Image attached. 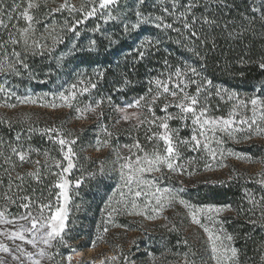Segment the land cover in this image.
Returning <instances> with one entry per match:
<instances>
[{
    "label": "trees",
    "instance_id": "1",
    "mask_svg": "<svg viewBox=\"0 0 264 264\" xmlns=\"http://www.w3.org/2000/svg\"><path fill=\"white\" fill-rule=\"evenodd\" d=\"M24 2L25 0H0V6L5 10L3 19L9 29L12 24L26 26L22 17L16 19L19 12L12 11L14 3L20 4L19 11H22L25 8ZM187 3L189 0H178L177 15L184 11L183 5ZM198 3L199 6L193 10L197 17L206 15L217 21L215 25L203 26L202 30L197 23L196 27L201 30V38L206 43L194 38L185 39L180 32L172 29L156 27L159 23L155 20L157 16L162 17L165 23H173L174 18L162 10L164 7L171 9L172 0H145L143 4H138V0H118L105 9L115 10L116 19L111 22L105 21L101 14L91 19H82L80 15L71 14L66 9L54 11L49 5L33 8L30 13L39 21L34 25V38L44 47L37 49V54L24 57L28 67H20V75L0 73V85L7 93H15L10 95L0 92V106L9 108V104H28L21 103L17 97L24 99L29 92H32V96L37 92L58 98L60 93L68 95L74 90L79 97L82 94L86 96L84 100L87 102L90 100L93 104L102 105L106 109L105 118L108 122L115 113V104L137 101L140 97H146L141 103H151L152 94L157 90L156 81H168L169 74L174 73L177 68L186 72L187 80L195 79L198 84L211 81L207 92L200 94L197 106H206L209 116L227 115L234 100H228V93H236L239 99H264V68L260 67V63L264 62V0H209L208 3L198 0ZM137 11L148 18V22H139ZM8 13L13 15L11 22L8 21ZM83 20L81 24L79 21ZM133 24L138 26L133 29ZM69 27L73 30L70 31ZM173 27L182 29V22L177 20ZM6 39L7 30L0 28V41ZM146 41H151L152 46L143 47ZM7 50L11 52L12 47L9 45ZM20 50L17 48V51ZM140 52L146 54L141 57ZM0 59H3L2 55ZM192 68L196 69L198 75L192 74ZM175 83L176 78L173 76L169 88H173ZM72 85H76L78 89H73ZM196 87V84H189L184 90L196 95ZM218 89L219 95L216 94ZM170 97L163 95L152 104L153 112L146 110L143 123L129 128L108 129L110 137L107 141L114 153L107 152L98 156L87 153L90 137H93L92 128H87V131L91 130L88 136L84 133L75 136L66 123L56 117L35 118L0 113V141H3L4 153L12 155L9 144L22 145L24 150L31 149V163L19 166L18 158L13 155V160L18 165L10 173L14 185L20 183L15 180L17 173L25 175L24 190L18 191L14 186L13 192L19 196H30L39 203L50 204L51 211L58 201L59 189L56 185L60 182L62 169L67 165L64 153L69 146L64 145L62 150L58 141L60 138L76 140L75 144L70 145L75 155L72 157L74 167L69 176L72 187L66 231L61 236L63 242L61 237L54 241L51 251L54 255L46 264H56L72 248L85 250L104 246L108 250L118 251L115 264H131L128 263L130 255L135 261L133 264H148V252L151 257H157L161 261L154 264H176L187 253V242L179 227L171 223L169 217L167 226L158 224L151 231L145 228L146 219L152 221L162 215L161 212L152 215L145 209L146 202L150 205L154 201L151 197L148 201L144 197L137 200L143 215H129L117 203L120 191L127 192L122 187L120 177V164L125 160L120 157L126 158L128 155H122L121 148L125 147L130 152L134 150L139 155L143 152L135 147L137 143L149 152L155 145L159 149L164 146L163 141L154 136V133H162L158 127L161 118L169 113L174 117L180 114V110L171 107L172 105L167 112L161 111ZM187 115L188 119L173 118L167 121L169 129L174 130L177 141L192 137L190 113ZM5 121L9 123H4ZM50 128L58 129L62 135L44 131ZM17 135L20 136L19 141L16 140ZM148 137L153 139L150 141ZM179 151L182 159L178 163H185L195 173L203 171L199 155L188 153V149L182 144L179 145ZM37 160L40 161L39 180L26 175L36 171ZM57 162L61 167H56ZM5 168L10 169L11 166L5 164L4 158L0 156V208L5 209L7 205L9 212L23 215L26 210L19 206L21 200L8 203L2 198L7 191L9 176ZM144 177L151 179L160 188L176 190L178 197L190 205L230 208L232 213L223 216L221 221L226 233L233 237V246L238 250V264H264V222L260 219V209H253V205L249 203L250 198L260 201L264 195V186L257 183L261 175L252 177L242 174L214 182L182 183L181 177L163 169L157 175L145 173ZM145 190L147 191L146 188ZM250 209L253 211H249ZM33 211H38V205H33ZM44 212L50 211L46 208ZM153 216L155 218H148ZM251 220L257 223L253 224ZM115 229L136 234L130 247H127L125 240L114 235Z\"/></svg>",
    "mask_w": 264,
    "mask_h": 264
},
{
    "label": "snow or ice",
    "instance_id": "2",
    "mask_svg": "<svg viewBox=\"0 0 264 264\" xmlns=\"http://www.w3.org/2000/svg\"><path fill=\"white\" fill-rule=\"evenodd\" d=\"M145 0H138V4H143ZM209 0H205V3H208ZM117 3V0H99V8L104 9L109 5H114ZM39 5L34 4L32 0H28L27 7L20 10V4H13L12 11L19 12V15L16 17L23 18L26 22L25 27H19L18 24H12L11 29H9L8 24L5 23L3 16L5 14V10L2 6H0V28H4L7 30V39L0 41V55H2L3 59H0V73L11 72L16 75H20V67L27 68L28 65L24 62V57L32 54L35 55L37 49H41L44 45L36 40L35 33L36 29L34 25L39 23L36 17L30 13V9L36 8ZM199 6L198 0H189V3L183 5L184 11H180L179 15H177L178 11V0H172V8L169 9L164 7L162 10L168 15L172 16L173 23H165L162 17H155L156 21L159 23L156 24V27H162L163 29H172L173 31L180 32L181 35L184 36L185 39H195L200 41L201 43H206L207 41L201 38V30L203 26H212L217 23L215 19H210L208 16H200L197 17L194 13V9ZM67 8L69 11L77 10L82 13L84 19L95 15L96 6L95 0H93V6L91 10H86L85 6H82L80 9H75L73 5H69L67 0L63 4L60 5L59 9H55L54 11H60ZM136 16L139 22H148V18L143 17L142 13L137 11ZM13 19V15L8 13V21L11 22ZM182 22V29H176L173 27V24L177 21ZM82 22V21H79ZM199 23L201 25V30H198L196 25ZM138 25L133 24L132 28H136ZM47 30V27H46ZM69 30H73L69 27ZM127 30V26H126ZM178 43L180 41H177ZM12 47V51L8 52V46ZM143 47H151L152 42L146 41ZM17 48L21 49L17 51ZM190 51L192 49H189ZM146 53L140 52V56L143 57ZM167 63V61H165ZM19 66V67H18ZM260 67L264 68V62L260 63ZM193 75H198L195 68L190 69ZM173 76L176 78V83L173 85V88H169V82L172 81ZM186 72L177 68L174 73L169 74L168 81H156L157 90L151 97V103H146L145 107L149 112H153L152 104H154L157 100L161 98L163 95H170L173 100L170 102H166L161 109V111L167 112V109L170 105H174L176 108L180 110V114H177V117H174L172 114H167L165 117L161 118V122L158 125L159 128L164 129L165 131L162 133H154V136L158 137L160 141H163L164 151L161 152L158 145H155L151 152L145 150L143 146L139 143L135 145L137 149L143 152V156L136 155L135 160L130 157H120V159L125 160L126 162L120 164V177L123 182L122 187L127 189V192L120 191V199L117 201L118 204L124 207V210L128 212L129 215H143L144 212L139 208L137 200L138 198L144 197L145 201H148V198L155 200V205L151 206L152 211L154 213H158L162 211L166 204H170L173 201L179 200V203L184 205L187 209H189L193 223L200 224L201 221L197 218L199 213H219L222 211L220 208H212L208 209L203 208H195L193 206L185 202L183 199H180L178 195L170 190L169 188H160L156 187L151 180L145 179V173L152 172H161L162 168L166 166L169 171L178 172L185 170L184 165L178 164L177 161L180 158L179 145L180 144H188L189 141L184 139L176 140L174 130L169 129V125L167 123L168 120L173 118H179L181 120L188 119L187 114H191L192 124L197 126L199 129V137L194 134L191 137V140L195 143L191 145V150L195 151L201 147V139L205 141L203 143V148L208 150L212 154V158L215 159V150L209 148V133L213 136L217 132L226 133L230 138L238 141L237 133H248L244 136V139H251V134L256 135H264V99H260L257 97H252L248 100L239 99L236 96V93H228V99H235V103L233 104L232 110L229 113L228 118L223 117H209L208 109L206 106H199V96L203 92H207V86L211 85V81H204L201 84H198L195 79L187 80ZM189 84H196V95H191L184 90ZM183 85L184 87H181ZM73 88L76 85H72ZM95 87V85H93ZM162 89V91H161ZM87 91V89H85ZM151 93V89L149 90ZM0 92H5L6 94L15 95V93H7L6 89L0 85ZM211 93H209L210 95ZM217 95H219V89L217 90ZM75 97L74 92H70L68 95L65 93H60V99L65 101V105L71 107V100ZM17 99L21 103H35L36 101L32 98H24L21 99L17 97ZM146 100V97H140L135 103L130 104L128 107H140L141 101ZM251 105V117L244 118L241 117L239 120H234L233 117L238 116L239 109H248V106ZM52 107H57L58 105L52 104ZM99 106V105H97ZM8 107H15V105L9 104ZM94 110V109H91ZM80 109H77L79 112ZM123 111V110H122ZM182 114V115H181ZM132 116H137L136 113H132ZM124 120L130 119L129 115H125L123 117ZM154 123V121H152ZM4 123H9L5 121ZM143 123V121H141ZM46 133H56L57 136H61V132L56 128H50L44 130ZM195 132V129H194ZM52 138L51 136L49 137ZM151 141L153 137H148ZM16 140H20V136L17 135ZM59 144L62 146L69 145L67 148V152L64 153V159L67 160V167H64L63 172H69L73 167L74 163L72 157L75 155L73 149L70 145L75 144L76 140H67L65 138L59 139ZM216 143H221L220 140H216ZM8 147L12 155H6L3 149V141H0V156L4 158V162L7 165H10L11 168H5V172L9 173L8 176V186L7 191L3 193V200L8 203H15L16 199L22 201L19 205L20 207L26 210V213L20 215L18 219H9L6 216L7 205H5V209L0 211V225H11L14 230L4 229L0 231V236H4L12 241H21L22 244L16 245V251L20 253V256L25 257L27 260L31 261V264H41V260L47 256L46 248L53 247V241L61 236V233L64 231V220L67 214L66 202L68 200V191L66 185L64 183H58L56 187L60 188L59 196L63 197L65 200V205H61L56 209V211L51 212L50 204L39 203V201H33L30 196L24 195L19 196L15 192H13V187L18 191L24 190L25 183V175L20 173L16 174L15 180L20 183L14 185L13 178L11 176V172L15 171L17 168V163L13 160V155L18 158L20 165L22 166L24 163H31L29 159V153L31 149L24 150L22 145H13L9 144ZM47 156V153H45ZM242 159L243 157H237ZM191 163V162H190ZM264 163V161H262ZM37 165V169L35 172H29L26 175L29 177H33L36 180L40 179V161H35ZM223 166V165H222ZM56 167H61V164L57 162ZM210 165H206V168H210ZM103 172V169H101ZM191 174V173H190ZM261 178L257 181L260 185L264 186V173L260 174ZM79 183V181H77ZM147 188V191L145 190ZM155 188L153 191L152 189ZM183 191V189H180ZM9 193H12L11 195ZM27 200L28 203H23V201ZM249 203L253 205V209H260V219L264 222V195L261 196L260 201H256L254 198L249 199ZM33 205H38V211H33ZM129 205L131 206L129 208ZM111 206V205H109ZM149 203H145V208L149 207ZM49 209L51 212L50 215L45 216L44 210ZM250 209L249 211H253ZM113 211H119V209H113ZM111 215V213H109ZM150 219L155 218L148 217ZM207 219L212 220L213 217L211 215H207ZM19 221H23L20 223ZM251 223L255 224L257 221L251 220ZM107 231V229H105ZM205 233L208 236L209 242V250H210V259L214 262V264H238V250L235 247H231L230 243L225 244L224 241L231 242L233 237L231 235L221 236L215 233L213 230L208 227H204ZM30 237V238H29ZM61 241L63 242V238L61 237ZM30 244L32 248L38 249L36 253H32L27 251L23 245ZM40 245H44L45 247H39ZM0 252L7 253L12 256L14 261H20V264H23V261L20 260V256H17L12 249L6 246L4 243L0 242ZM195 253H193V256ZM36 257V258H34ZM70 259V257H69ZM112 259H115L113 257ZM264 259V257H262ZM0 264H8L7 261L0 258ZM103 264V262H102ZM183 264H196L195 259H189L188 253L184 254ZM201 264H205L203 259L201 260Z\"/></svg>",
    "mask_w": 264,
    "mask_h": 264
},
{
    "label": "rangeland",
    "instance_id": "3",
    "mask_svg": "<svg viewBox=\"0 0 264 264\" xmlns=\"http://www.w3.org/2000/svg\"><path fill=\"white\" fill-rule=\"evenodd\" d=\"M118 1V0H117ZM34 4L39 5L38 7H42L45 5L52 6V8L59 9L60 5L65 2V0H32ZM99 0H95V6H96V13L95 15L88 17L87 19H91L92 17H96V15H103L105 21H110L112 19H116V13L115 10H109L105 11V9L99 8ZM67 3L69 5H73L75 9H80L82 6L86 7V10H91L93 6V0H67ZM28 0H25L24 5L27 7ZM111 6V5H109ZM108 6V7H109ZM68 10L67 8H65ZM32 9H30L31 11ZM104 10V11H102ZM69 11V10H68ZM69 13L78 14L79 17H82L84 19V16L80 11L72 10L69 11ZM84 22H80L81 24ZM99 23V21H97ZM78 27V26H77ZM73 89H78L77 87ZM80 89V88H79ZM79 91V90H78ZM75 93V97L71 100V107L68 106H61L65 105V101L60 99V96L58 98H51L47 94H39L37 92L35 93V96H32V92L29 94H26L24 98H32L36 102L35 103H28L23 104L20 106L15 107H2L0 106V113L7 114L10 116L14 115H22L24 116H34L35 118H38L39 116H52L59 119H62L63 122L66 123L67 128L70 132H72L75 136H79L80 134L88 136L90 131H87V128H92L93 130V137H90V146L87 148V153L91 156H98V155H105V153H111L114 152L111 149V146L109 142L107 141V138L110 137L108 133V129H117V128H129L135 125H138L143 120V115L145 114L147 107L143 106L145 104L141 103L142 106L140 107H128L130 104L135 103L136 101L130 102H122L120 104H115V113L114 115L109 118L108 122L105 118V112L106 109L103 108L102 105L99 103H91L90 100L88 102L84 100L86 96L79 97L78 93H76L74 90L71 91ZM38 95V96H37ZM48 96V97H47ZM170 101L173 100L172 97H170ZM241 99L248 100L247 98L243 97ZM262 99V98H260ZM229 100V99H228ZM169 101V102H170ZM231 101V100H229ZM235 103V99L233 100L232 104L228 108L227 115L223 118H228L230 111L232 110L233 104ZM52 104L58 105L57 107H52ZM99 105V106H97ZM171 107H175L172 105ZM77 109H80L79 112H77ZM94 109V110H91ZM251 105L248 106V109H239V115L236 117H233L234 120H239L241 117L244 118H250L251 113ZM123 110V111H122ZM132 113H136L137 116H132ZM125 115H129L130 119L127 121L123 119ZM191 119V114L189 115ZM209 116V115H208ZM212 118H215L213 116H209ZM191 128L190 131L192 133V136L196 134L199 137V129L197 126L192 124V121L190 123ZM264 126V125H262ZM195 129V132H194ZM164 129H161V132H164ZM248 133H237L238 141L235 139L230 138L226 133L217 132L213 136L211 133H209L210 141H209V148L215 150V159L212 158V154L203 148V139H201V147L195 151L191 150V145L195 142L189 140L188 144H182L183 146H186L188 149V153H192L194 155H199V163L202 165V172L195 173L193 170H189V168L186 167L185 163H178L180 159H182V156L180 155L179 160L177 161L178 164L184 165L185 170L178 171V172H172L169 171V169L164 166L162 168L166 170L167 173H171L175 176L181 177L182 183H191V182H197V181H205V182H214L219 180H226L230 179L232 177H236L237 175L246 174L247 176H258L263 172V163L264 161V135H256L251 134V139H244V136ZM216 140H220L221 143L217 144ZM100 145V146H97ZM164 147L162 146L160 148V151H164ZM184 148V147H183ZM120 153L122 155H128L127 157H130L135 160L137 153L133 151L130 152L129 149L123 147ZM130 152V153H129ZM140 156H143L142 154H139ZM126 157V158H127ZM237 157H243L242 159ZM126 162V161H125ZM68 163V162H67ZM200 165V166H201ZM204 165V166H203ZM206 165H210V168H206ZM223 165V166H222ZM198 166V167H200ZM67 167V165H66ZM73 169V168H72ZM72 169L69 172H61L60 182L64 183L66 185L67 191H68V200L66 202V209L67 214L64 220V231L62 234L66 231V224H67V218L69 215V206L71 203L70 200V192H71V183L69 181V176L72 171ZM191 173V174H190ZM149 175H157V172L152 173H146ZM151 180V179H148ZM155 185V184H154ZM156 186V185H155ZM156 187H159L158 185ZM162 188V187H161ZM169 188V187H167ZM59 193H60V188ZM147 189V188H146ZM173 192H175L177 195L178 193L176 190L169 188ZM153 191L155 188L152 189ZM58 193V201L55 206V208L51 211L54 212L58 207L61 205H65V200L63 197H60ZM155 200L151 202L150 206L145 208L148 209L150 214L157 215V213H154L152 211V207L155 205ZM193 209L195 208H203L208 209L209 207L212 208H220L222 211H220L218 214L215 212L212 213H199L197 215V218L201 221L200 224L193 223L192 217L190 214L189 209H187L184 205L179 203V200L173 201L170 204H166L162 211H159L162 213L161 217L156 220H149L146 219L145 221V228L147 230H152L155 225H168V220L171 219V223L176 224L179 229L181 230L185 242H187V253L189 256V259H195L196 264H201V260L205 262V264H214V262L210 259V250H209V242H208V236L207 233L204 231V227H208L209 229L213 230L215 233L224 236L226 235V231L223 227V223L221 221V218L226 215H230L232 213L230 208L227 207H216V206H197L192 205ZM4 209L0 208V211H3ZM51 212H44L45 216H48L51 214ZM158 212V213H159ZM207 215H211L213 217L212 220L207 219ZM6 216L9 219H18L19 215H15L7 210ZM20 223H23V221H19ZM14 230L13 226L11 225H0V231H3L4 229ZM114 235L118 236V238L125 240L127 243V247L131 246V241L133 240V237H135V233L125 231L123 229H115L113 230ZM229 235V234H227ZM60 236V237H61ZM57 237L56 239L60 238ZM30 238V237H29ZM55 239V240H56ZM54 240V241H55ZM53 241V246H54ZM0 242L4 243L6 246H8L10 249L13 250V252L20 256V253L16 251V245L22 244L21 241H12L7 239L4 236H0ZM225 244H229L231 247L233 246V242L224 241ZM23 247L32 253H36L38 249L32 248L30 244L23 245ZM39 247H45L44 245H40ZM53 247L46 248L47 256L41 260V264H46L48 260H50V257H53L54 253H51ZM193 253L195 255L193 256ZM70 257V259H69ZM115 257V259H112ZM0 258L4 259L8 262V264H20V261H14L12 259V256L0 252ZM36 258V257H34ZM118 258V251H111L108 250L104 246H100L97 248H87L85 250H80L76 248L70 249L69 252L63 254L59 261H57L56 264H105L106 262H109L110 264H115L117 262ZM131 264H133L135 261L132 259L131 255L128 257ZM20 260L23 261V264H31V261L27 260L25 257L20 256ZM146 260H148V264H154V263H161L160 260L157 259V257H151V254L148 252L146 255ZM184 257L178 261L176 264H183Z\"/></svg>",
    "mask_w": 264,
    "mask_h": 264
}]
</instances>
